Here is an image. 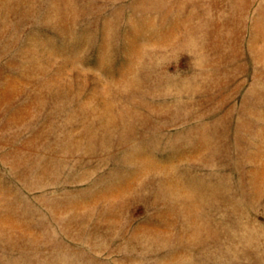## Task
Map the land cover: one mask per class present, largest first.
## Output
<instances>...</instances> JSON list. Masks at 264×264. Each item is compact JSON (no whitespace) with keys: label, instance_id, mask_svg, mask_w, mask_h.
<instances>
[{"label":"rangeland","instance_id":"1","mask_svg":"<svg viewBox=\"0 0 264 264\" xmlns=\"http://www.w3.org/2000/svg\"><path fill=\"white\" fill-rule=\"evenodd\" d=\"M0 264H264V0H0Z\"/></svg>","mask_w":264,"mask_h":264}]
</instances>
